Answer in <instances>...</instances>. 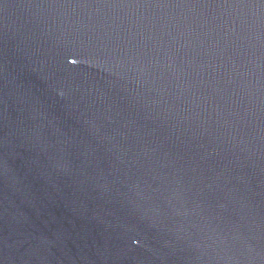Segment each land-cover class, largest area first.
<instances>
[{"label":"water","instance_id":"water-1","mask_svg":"<svg viewBox=\"0 0 264 264\" xmlns=\"http://www.w3.org/2000/svg\"><path fill=\"white\" fill-rule=\"evenodd\" d=\"M0 264H264V0H0Z\"/></svg>","mask_w":264,"mask_h":264}]
</instances>
